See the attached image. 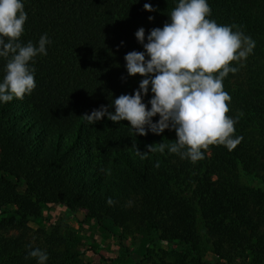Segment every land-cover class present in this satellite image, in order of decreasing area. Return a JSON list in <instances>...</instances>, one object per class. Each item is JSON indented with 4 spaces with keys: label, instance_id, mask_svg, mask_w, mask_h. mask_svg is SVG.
Returning a JSON list of instances; mask_svg holds the SVG:
<instances>
[{
    "label": "trees",
    "instance_id": "16d2710c",
    "mask_svg": "<svg viewBox=\"0 0 264 264\" xmlns=\"http://www.w3.org/2000/svg\"><path fill=\"white\" fill-rule=\"evenodd\" d=\"M145 3L154 11H146ZM176 3L24 0L28 19L20 43L36 44L47 34L51 44L46 46L47 55L37 56L32 64L36 82L32 93L0 104V113L9 122L6 135L0 137V180L8 187L3 186L10 192L9 200L21 208L2 219L0 229L25 227L33 208L48 202H62L69 210H91L88 196L100 188L101 179L98 169L90 166L99 163L107 167L118 162L129 175L130 190L142 199L140 217L119 205L107 211V218L120 227H139L161 217L160 239L175 241L183 249L176 253V264H205L196 247L200 217L206 214L235 248L255 250L263 243L264 209L251 211L247 203H264V184L256 178L264 174V0H208L209 19L236 25L255 41L253 58L232 62L230 66L238 71L230 72L223 81L231 97L228 115L238 119L234 136L242 138L231 151L222 145H210L203 159L192 162L170 153L167 147L159 151L160 143L175 142L174 130L140 136L128 128V121L114 123L104 117L89 125L80 118L101 105L109 106L113 98L134 94L142 77L128 75L124 57L131 51L144 50L135 33L143 27L147 36L151 29L162 28ZM5 63L0 58V78ZM151 96L149 92L144 98L146 104ZM158 119L154 117L153 122ZM38 139L41 145L34 144ZM149 145L156 150L149 152ZM137 150L147 155L142 157ZM35 154L44 170L39 179L29 171L30 157ZM160 159L181 160L183 173L179 174L189 179V185L169 188L168 181L158 173ZM64 163L66 169L58 172ZM21 179L27 182L28 196L15 190ZM188 203H199L193 213ZM7 249L8 245L0 251V264H4ZM27 253L18 263L37 264L35 258L26 259ZM72 258L77 256L63 257L61 264H74ZM50 262L48 258L47 264Z\"/></svg>",
    "mask_w": 264,
    "mask_h": 264
},
{
    "label": "clouds",
    "instance_id": "9594fccd",
    "mask_svg": "<svg viewBox=\"0 0 264 264\" xmlns=\"http://www.w3.org/2000/svg\"><path fill=\"white\" fill-rule=\"evenodd\" d=\"M144 9L154 11L149 3L144 4ZM210 16L208 0H177L162 28L151 29L147 36L145 29L139 28L135 36L144 50L131 51L124 57L128 75L142 77L138 89L132 95L113 98L109 106L101 105L80 118L89 125L104 117L114 123L128 121V128L140 136L174 130L175 142L160 143L159 151L167 147L170 153L192 162L203 159L204 150L210 145H222L229 151L235 148L242 138L234 136L238 119L228 115L231 97L224 90L223 81L230 72L238 71L230 65L246 60L255 41L236 25L218 24ZM27 19L24 0H0V58L6 60L0 78V104L32 93L36 87L32 64L37 56L47 55L46 46L51 44L47 34L36 44L20 43ZM149 20L154 17L149 16ZM149 92L152 96L146 104L144 98ZM157 116L158 121L153 122ZM148 150L156 148L149 145ZM144 155L147 153L141 154ZM107 203H113L111 198ZM28 247L31 250L26 259L31 257L37 264H47L46 251Z\"/></svg>",
    "mask_w": 264,
    "mask_h": 264
},
{
    "label": "rangeland",
    "instance_id": "374dc122",
    "mask_svg": "<svg viewBox=\"0 0 264 264\" xmlns=\"http://www.w3.org/2000/svg\"><path fill=\"white\" fill-rule=\"evenodd\" d=\"M157 23H162L157 19ZM252 59L253 55H248ZM255 59L260 58L254 56ZM20 119V118H18ZM14 120H17L15 118ZM3 113H0V137L6 135L9 122H5ZM34 144H40L36 140ZM29 171L36 179L41 178L44 171L37 155L30 157ZM98 163V162H97ZM66 164L57 170L63 172ZM158 173L168 181L169 188L188 186L190 181L183 173L182 161L159 160ZM101 179L100 188L89 194V203L92 209L78 208L69 210L62 202H48L33 208L29 213V220L25 227L5 226L0 229V251L8 245L5 252L4 264H20L19 259L31 248H40L48 254L51 264H61L60 259L66 256L77 258L74 264H176L180 247L177 242H167L160 239L161 230L158 223L161 217L150 219L143 226L120 227L107 218L109 209L125 207L132 216L140 217V203L142 199L130 190L127 183L129 175L118 162H112L107 167L98 163L97 167ZM264 184V174L256 177ZM180 181V187H179ZM0 180V222L11 217L21 208L17 202L9 200L10 192ZM19 195H29L27 182L21 179L20 185L15 188ZM175 191V190H173ZM6 196V197H5ZM201 197V196H200ZM113 203L109 205L108 199ZM33 201L35 198L31 197ZM21 203V201L18 200ZM190 211L199 203H188ZM251 211H262L264 203H247ZM93 215V216H92ZM95 215V216H94ZM207 214L200 217L199 244L196 254L205 264H264V229L261 233L263 243L255 250L245 251L233 246L223 236L218 227L213 224ZM140 221V220H139ZM183 250V249H182ZM261 251L260 256L257 253ZM178 251V252H177ZM9 259V260H8ZM50 261V260H49Z\"/></svg>",
    "mask_w": 264,
    "mask_h": 264
}]
</instances>
